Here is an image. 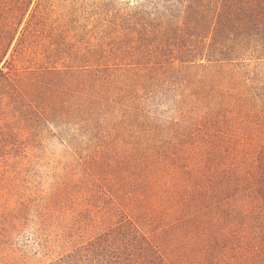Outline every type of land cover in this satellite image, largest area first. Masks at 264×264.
Listing matches in <instances>:
<instances>
[{"label":"rangeland","instance_id":"1","mask_svg":"<svg viewBox=\"0 0 264 264\" xmlns=\"http://www.w3.org/2000/svg\"><path fill=\"white\" fill-rule=\"evenodd\" d=\"M21 2L0 52V264H53L122 219L160 230L133 165L202 124L251 122L264 144V33L209 57L180 0H0V40Z\"/></svg>","mask_w":264,"mask_h":264},{"label":"trees","instance_id":"2","mask_svg":"<svg viewBox=\"0 0 264 264\" xmlns=\"http://www.w3.org/2000/svg\"><path fill=\"white\" fill-rule=\"evenodd\" d=\"M180 2L186 32L192 30V37L213 32L214 42L202 46L209 57L223 54L218 50L222 36L238 38L239 45L264 33V0ZM24 7L21 2L13 8L0 52L16 36ZM34 30L31 19L18 38L13 62L27 53ZM0 75L7 76L3 67ZM262 137L254 135L251 122H207L170 148L138 156L132 170L140 182L136 207L156 209L161 229L149 235L122 219L53 264H264Z\"/></svg>","mask_w":264,"mask_h":264}]
</instances>
